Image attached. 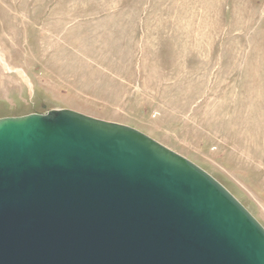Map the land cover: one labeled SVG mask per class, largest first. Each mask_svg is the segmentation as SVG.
<instances>
[{
    "label": "rangeland",
    "instance_id": "1",
    "mask_svg": "<svg viewBox=\"0 0 264 264\" xmlns=\"http://www.w3.org/2000/svg\"><path fill=\"white\" fill-rule=\"evenodd\" d=\"M133 126L264 226V0H0V116Z\"/></svg>",
    "mask_w": 264,
    "mask_h": 264
},
{
    "label": "water",
    "instance_id": "2",
    "mask_svg": "<svg viewBox=\"0 0 264 264\" xmlns=\"http://www.w3.org/2000/svg\"><path fill=\"white\" fill-rule=\"evenodd\" d=\"M0 264H264V226L143 131L50 108L0 116Z\"/></svg>",
    "mask_w": 264,
    "mask_h": 264
}]
</instances>
